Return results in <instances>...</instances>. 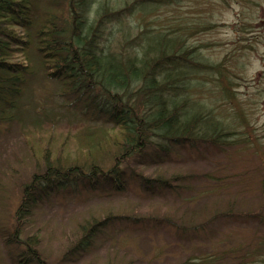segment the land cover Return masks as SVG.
<instances>
[{
  "label": "trees",
  "instance_id": "16d2710c",
  "mask_svg": "<svg viewBox=\"0 0 264 264\" xmlns=\"http://www.w3.org/2000/svg\"><path fill=\"white\" fill-rule=\"evenodd\" d=\"M183 1L0 0V125L20 123L27 116L33 127L29 134L43 128L52 134L70 115L74 118L69 123L83 124L56 146L57 154L51 140L37 141L47 147L36 152V171L21 187L15 225L5 235L6 246L19 250L18 264L46 262L36 248L43 238L23 236L41 197L86 181L95 189L108 184L116 193H124L136 183L131 177L135 173L129 174L126 168L133 161L150 167L165 162L178 145L228 143L225 122L192 95L197 87L193 75L223 73L189 42L209 22L198 23L180 12ZM199 5L196 1L192 7ZM172 7L171 15L156 12ZM136 12L143 15L142 25L132 36L136 28L128 18ZM153 14L155 26L151 27L145 17ZM11 26L20 27V35L9 31ZM13 51L19 52V60L10 59ZM40 75L57 85L56 96L65 102L59 110L31 108L26 101ZM67 139L77 145L74 156L65 150ZM29 142L37 149L32 139ZM136 177L140 183L148 179ZM149 181L157 186L165 182L158 177ZM113 222L110 214L85 219L66 247L65 258L88 252L93 239ZM166 222L182 233L186 229L173 225L170 218ZM206 227L193 224L189 230ZM263 248L264 242L255 249ZM209 256L203 254L191 264H223L224 254ZM234 258L240 264L245 260L237 254Z\"/></svg>",
  "mask_w": 264,
  "mask_h": 264
},
{
  "label": "rangeland",
  "instance_id": "374dc122",
  "mask_svg": "<svg viewBox=\"0 0 264 264\" xmlns=\"http://www.w3.org/2000/svg\"><path fill=\"white\" fill-rule=\"evenodd\" d=\"M196 1L200 5L192 7ZM179 4V11L196 22H209L189 42L206 61L219 65L223 75H193L197 87L192 95L225 122L228 143L178 145L165 162L150 167L133 161L126 168L129 174L135 173L131 177L136 183L124 193H116L108 184L95 189L86 181L41 197L23 236L43 238L36 248L45 264H191L203 254L216 253L224 254L223 264H240L235 254L245 256L242 264H264V248L255 249L264 242V0H184ZM174 9L156 12L171 15ZM142 16L136 12L128 18L136 28L132 36L139 33ZM154 17H145L151 27ZM9 31L20 35L22 30L11 26ZM11 54L10 59L19 60L18 51ZM57 91L54 82L40 75L26 101L31 108L59 110L65 102L56 96ZM72 118L56 125L52 134L43 128L30 135L27 130L33 127L27 116L20 123L0 125V264H18L19 250L6 246L5 235L15 225L21 187L36 171V152L47 147L37 141L51 140L57 154L56 146L83 125L69 123ZM66 141L65 150L74 156L77 145ZM136 175L148 178L146 183H140ZM157 177L164 184L149 181ZM108 214L114 222L93 239L91 249L67 260L66 247L79 224ZM122 217L129 221H119ZM167 218L186 228L184 233L169 225ZM193 224L207 227L194 232L189 230Z\"/></svg>",
  "mask_w": 264,
  "mask_h": 264
}]
</instances>
